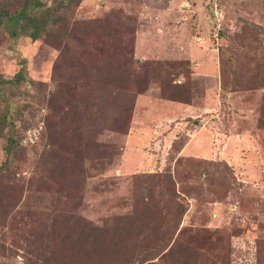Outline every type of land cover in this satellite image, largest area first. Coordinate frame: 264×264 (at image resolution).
<instances>
[{
	"label": "rangeland",
	"instance_id": "obj_1",
	"mask_svg": "<svg viewBox=\"0 0 264 264\" xmlns=\"http://www.w3.org/2000/svg\"><path fill=\"white\" fill-rule=\"evenodd\" d=\"M45 1L55 7L60 0ZM69 16L70 27L62 29L65 38L58 35L33 40L24 35L11 41L7 33L0 32V75H14L25 58L26 76L45 83L39 88L53 89L54 64L71 56L76 38L100 36L109 45L116 44L113 37L122 35L127 19L135 18V56L180 60L182 72L174 83L188 88L180 94L182 100H172L162 95L159 82L152 83L137 97L129 134L107 129L98 135V142L115 146L114 154L82 160L84 171L78 181L81 215L96 225L130 216L135 191L142 188L135 175L179 173L188 179L177 184L181 199L188 205L181 226L196 230H223L227 226L231 254L220 264H264V126L259 124L264 85L255 82L264 73L256 67L258 58L251 57L249 70L232 91L225 92L218 67L220 46L247 49L238 37L246 29L264 37V0H80ZM21 89L18 98L24 104L34 100L32 95L25 96L24 87ZM34 112L27 114L35 124L28 129L39 130V137L26 143V129L22 144L35 145L39 155L18 149L11 175L20 181V203H30L32 210L39 211L30 187L49 181V192L56 194L61 187L52 178L56 171L49 170L56 166L58 143L53 141L47 147L41 143L50 110L41 104L38 116ZM3 159L0 141V162ZM43 169L48 174L41 172ZM196 181L194 189L182 188ZM49 203L52 205V200ZM15 227L6 228L12 236L16 234L12 237L14 246L24 241L19 226L12 232ZM0 264L43 263L39 256H28L18 247L16 255L0 256Z\"/></svg>",
	"mask_w": 264,
	"mask_h": 264
},
{
	"label": "trees",
	"instance_id": "obj_2",
	"mask_svg": "<svg viewBox=\"0 0 264 264\" xmlns=\"http://www.w3.org/2000/svg\"><path fill=\"white\" fill-rule=\"evenodd\" d=\"M79 1L60 0L54 7L45 0H0V32L7 33L11 41L24 35L33 40L58 35L65 38L62 29L70 27L69 14ZM136 26L135 18L127 19L122 35L113 37V45L100 36L76 38L71 56L54 64L53 89L39 88L45 83L26 76L25 58L14 75H0V141L5 152L0 162V256L16 255L19 247L28 256H39L43 264L226 263L231 254L229 227L196 230L181 226L188 205L181 199L177 184L188 179L179 173L135 175L142 188L135 191L134 213L130 216H117L110 224L96 225L80 213L82 160L114 154L115 146L98 142V135L107 129L129 134L137 97L152 83L159 82L162 95L172 100H182L180 94L188 89L174 83L182 72L180 60L135 56ZM238 37L246 50L231 44L219 47L218 67L225 92L232 91L249 70L251 57L258 58L256 67L264 73V64H260L264 62L263 35L246 29ZM255 82L263 86L264 75H258ZM22 87L33 101L24 104L18 98ZM41 104L48 105L51 113L41 143L46 147L53 141L58 143L56 166L49 170L56 171L52 178L61 189L59 194L49 192V181L31 186L38 211L32 210L30 203H20V181L11 173L18 149L39 155L35 145L24 146L22 140L26 129L35 125L27 114L35 111L38 116ZM259 124L264 126V111ZM59 158L63 159L61 164ZM196 171L199 173L198 168ZM41 172L48 174L44 169ZM198 181L182 188L194 189ZM220 188L226 192L225 185ZM51 200L52 205H48ZM8 226H16L13 233L18 226L23 230L21 245H13L16 234H9Z\"/></svg>",
	"mask_w": 264,
	"mask_h": 264
},
{
	"label": "built area",
	"instance_id": "obj_3",
	"mask_svg": "<svg viewBox=\"0 0 264 264\" xmlns=\"http://www.w3.org/2000/svg\"><path fill=\"white\" fill-rule=\"evenodd\" d=\"M40 134V131L37 130L36 128H30L27 131V135L25 137V142L29 143V142H34L35 138H38Z\"/></svg>",
	"mask_w": 264,
	"mask_h": 264
}]
</instances>
